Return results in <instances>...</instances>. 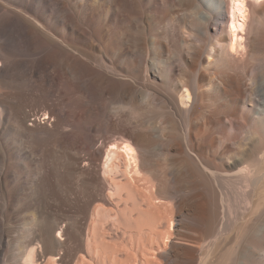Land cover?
<instances>
[{
	"label": "bare ground",
	"instance_id": "obj_1",
	"mask_svg": "<svg viewBox=\"0 0 264 264\" xmlns=\"http://www.w3.org/2000/svg\"><path fill=\"white\" fill-rule=\"evenodd\" d=\"M0 264H264V0H0Z\"/></svg>",
	"mask_w": 264,
	"mask_h": 264
},
{
	"label": "rangeland",
	"instance_id": "obj_2",
	"mask_svg": "<svg viewBox=\"0 0 264 264\" xmlns=\"http://www.w3.org/2000/svg\"><path fill=\"white\" fill-rule=\"evenodd\" d=\"M45 186H46V188H47L48 185H45ZM48 200H50L49 203H50L52 206L55 205V203L53 202V199H52L51 197H49ZM60 207H61V209L65 212V217L70 216V215L72 214V209H71L70 206H69V202H68V200H66L65 198H64V200L61 202ZM112 230H113V231H112ZM112 230H111V231H112V232H111L112 234L116 233L115 228L112 229ZM114 231H115V232H114ZM117 233H118V231H117Z\"/></svg>",
	"mask_w": 264,
	"mask_h": 264
}]
</instances>
